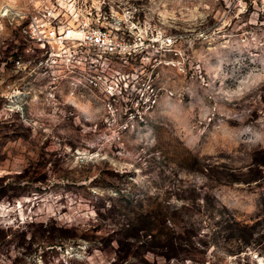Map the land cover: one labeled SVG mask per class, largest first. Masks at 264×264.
<instances>
[{"label": "rangeland", "instance_id": "1", "mask_svg": "<svg viewBox=\"0 0 264 264\" xmlns=\"http://www.w3.org/2000/svg\"><path fill=\"white\" fill-rule=\"evenodd\" d=\"M43 2L0 0V264H264V0H107L142 44L88 74Z\"/></svg>", "mask_w": 264, "mask_h": 264}, {"label": "built area", "instance_id": "2", "mask_svg": "<svg viewBox=\"0 0 264 264\" xmlns=\"http://www.w3.org/2000/svg\"><path fill=\"white\" fill-rule=\"evenodd\" d=\"M106 1L47 0L39 11L14 10L9 25L30 43L25 52L32 53L39 47L47 59L83 65L87 74L92 69L93 73H102L115 59L134 53L142 44L139 37L130 40L111 30L121 21L104 8ZM5 16L0 10V28Z\"/></svg>", "mask_w": 264, "mask_h": 264}, {"label": "trees", "instance_id": "3", "mask_svg": "<svg viewBox=\"0 0 264 264\" xmlns=\"http://www.w3.org/2000/svg\"><path fill=\"white\" fill-rule=\"evenodd\" d=\"M185 207H188V206H185ZM136 222H137V219H136L135 222L133 221L131 223H127L126 226H125V228H124L125 229L124 231H129V230L134 229V227L136 225ZM164 225L168 226L170 229H171V227H173V225L171 224V222L169 221V219H168V221H164ZM172 229L175 230V228H172ZM176 233L178 234L179 232H176ZM148 235L149 234L146 235V238H148ZM149 238H152V235H150ZM137 242H138V239H136L135 236L128 235V234L123 235V237H122V239L120 241L121 244H123L125 246L127 245L130 248L129 250H132L130 246L134 247V249H135ZM174 242H175V240H174ZM174 242H172V244H169V246L167 245L165 254H167V252H168L169 249H171V248L174 247V245H173ZM115 250H117V249H115ZM120 252H122V251H120V249H119V253ZM115 253H117V252L115 251ZM128 256L131 257L132 256V253H130V255H128Z\"/></svg>", "mask_w": 264, "mask_h": 264}]
</instances>
